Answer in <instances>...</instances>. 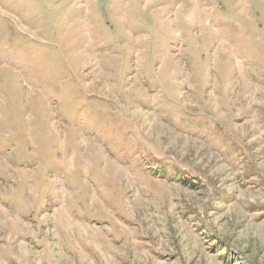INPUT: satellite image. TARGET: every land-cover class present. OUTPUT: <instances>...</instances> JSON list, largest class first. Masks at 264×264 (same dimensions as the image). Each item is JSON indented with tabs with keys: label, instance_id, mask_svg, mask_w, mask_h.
<instances>
[{
	"label": "rangeland",
	"instance_id": "374dc122",
	"mask_svg": "<svg viewBox=\"0 0 264 264\" xmlns=\"http://www.w3.org/2000/svg\"><path fill=\"white\" fill-rule=\"evenodd\" d=\"M0 264H264V0H0Z\"/></svg>",
	"mask_w": 264,
	"mask_h": 264
}]
</instances>
